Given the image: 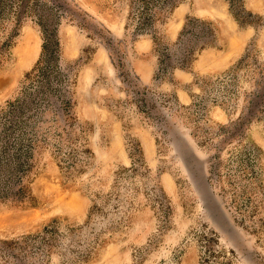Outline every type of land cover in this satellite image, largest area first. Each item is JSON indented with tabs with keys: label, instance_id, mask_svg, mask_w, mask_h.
Masks as SVG:
<instances>
[{
	"label": "rangeland",
	"instance_id": "obj_1",
	"mask_svg": "<svg viewBox=\"0 0 264 264\" xmlns=\"http://www.w3.org/2000/svg\"><path fill=\"white\" fill-rule=\"evenodd\" d=\"M38 234L264 264V0H0V242Z\"/></svg>",
	"mask_w": 264,
	"mask_h": 264
},
{
	"label": "trees",
	"instance_id": "obj_2",
	"mask_svg": "<svg viewBox=\"0 0 264 264\" xmlns=\"http://www.w3.org/2000/svg\"><path fill=\"white\" fill-rule=\"evenodd\" d=\"M192 20H187L184 29ZM197 21V20H196ZM212 38L215 37V29L212 28L208 34ZM50 241L45 235H27L21 239L4 240L0 242L2 251L1 264H41L39 261V253L44 256L50 248Z\"/></svg>",
	"mask_w": 264,
	"mask_h": 264
}]
</instances>
